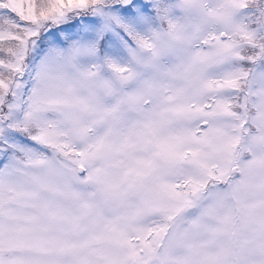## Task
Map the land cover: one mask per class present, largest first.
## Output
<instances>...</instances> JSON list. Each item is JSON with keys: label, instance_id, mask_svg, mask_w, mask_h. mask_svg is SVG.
Instances as JSON below:
<instances>
[{"label": "snow or ice", "instance_id": "1", "mask_svg": "<svg viewBox=\"0 0 264 264\" xmlns=\"http://www.w3.org/2000/svg\"><path fill=\"white\" fill-rule=\"evenodd\" d=\"M0 264H264V0H0Z\"/></svg>", "mask_w": 264, "mask_h": 264}]
</instances>
